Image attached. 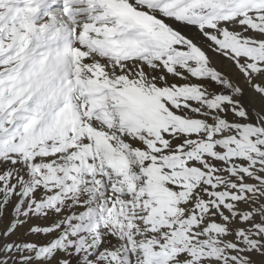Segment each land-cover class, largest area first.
Here are the masks:
<instances>
[{
	"label": "snow or ice",
	"instance_id": "1",
	"mask_svg": "<svg viewBox=\"0 0 264 264\" xmlns=\"http://www.w3.org/2000/svg\"><path fill=\"white\" fill-rule=\"evenodd\" d=\"M0 264H264V0H0Z\"/></svg>",
	"mask_w": 264,
	"mask_h": 264
},
{
	"label": "rangeland",
	"instance_id": "2",
	"mask_svg": "<svg viewBox=\"0 0 264 264\" xmlns=\"http://www.w3.org/2000/svg\"><path fill=\"white\" fill-rule=\"evenodd\" d=\"M27 239H29V240H40V241H43V240H45L47 238L42 237V236H28Z\"/></svg>",
	"mask_w": 264,
	"mask_h": 264
}]
</instances>
